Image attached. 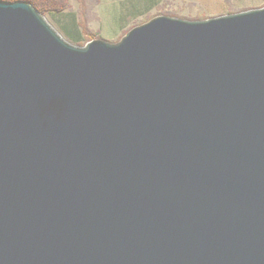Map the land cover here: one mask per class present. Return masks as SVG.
Returning a JSON list of instances; mask_svg holds the SVG:
<instances>
[{
    "label": "water",
    "instance_id": "obj_1",
    "mask_svg": "<svg viewBox=\"0 0 264 264\" xmlns=\"http://www.w3.org/2000/svg\"><path fill=\"white\" fill-rule=\"evenodd\" d=\"M0 264H264V7L77 46L0 1Z\"/></svg>",
    "mask_w": 264,
    "mask_h": 264
},
{
    "label": "rangeland",
    "instance_id": "obj_2",
    "mask_svg": "<svg viewBox=\"0 0 264 264\" xmlns=\"http://www.w3.org/2000/svg\"><path fill=\"white\" fill-rule=\"evenodd\" d=\"M262 7L264 0H72L68 11L45 16L66 40L81 46L90 39L121 41L131 28L157 15L205 20ZM77 26L84 33L81 43L72 36Z\"/></svg>",
    "mask_w": 264,
    "mask_h": 264
},
{
    "label": "trees",
    "instance_id": "obj_3",
    "mask_svg": "<svg viewBox=\"0 0 264 264\" xmlns=\"http://www.w3.org/2000/svg\"><path fill=\"white\" fill-rule=\"evenodd\" d=\"M0 1H10L17 2V1H24L33 4L39 12L43 14H47L48 12L51 13H61L66 12L71 8V1L72 0H0ZM70 33L71 31L68 30ZM72 36H75L74 34ZM93 40V39H90ZM89 40V41H90ZM85 44L81 45L84 46Z\"/></svg>",
    "mask_w": 264,
    "mask_h": 264
},
{
    "label": "crops",
    "instance_id": "obj_4",
    "mask_svg": "<svg viewBox=\"0 0 264 264\" xmlns=\"http://www.w3.org/2000/svg\"><path fill=\"white\" fill-rule=\"evenodd\" d=\"M73 37H75L74 39L75 41L80 42V43L84 40V33L82 32V29L80 28V26H77L75 36Z\"/></svg>",
    "mask_w": 264,
    "mask_h": 264
}]
</instances>
